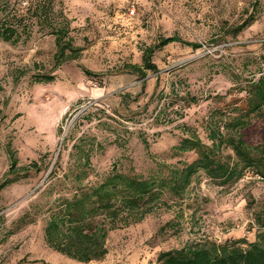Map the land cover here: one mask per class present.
I'll list each match as a JSON object with an SVG mask.
<instances>
[{
  "label": "rangeland",
  "instance_id": "obj_1",
  "mask_svg": "<svg viewBox=\"0 0 264 264\" xmlns=\"http://www.w3.org/2000/svg\"><path fill=\"white\" fill-rule=\"evenodd\" d=\"M4 1L0 23L4 15L23 14L25 32L15 44L0 39V180L19 174L0 190V264H155L160 251L204 239H256L264 180L251 172L225 186L199 173L181 199L126 219L120 214L104 241L106 252L89 261L48 246L44 227L57 198L72 193L69 171L82 162L73 145L91 149L83 182L94 184L113 166L147 175L157 162L193 159L173 150L190 133L210 143L205 127L211 113H232L247 81L264 75V0H51L41 18L34 5L48 0ZM250 13V26L226 34ZM63 17L73 44L82 48L78 62L101 75L86 76L72 61L55 70L53 81L35 82L31 75L47 71L56 50L48 23ZM171 35L200 47L172 42L155 51L158 72L148 70L143 87L135 75L119 72L141 65L144 48ZM17 70L27 74L15 82ZM124 93L131 97L127 106L120 103ZM263 127V116L252 117L247 140L260 143ZM32 161H41L40 171L23 175Z\"/></svg>",
  "mask_w": 264,
  "mask_h": 264
},
{
  "label": "trees",
  "instance_id": "obj_2",
  "mask_svg": "<svg viewBox=\"0 0 264 264\" xmlns=\"http://www.w3.org/2000/svg\"><path fill=\"white\" fill-rule=\"evenodd\" d=\"M4 3H7V0ZM40 3L34 5L39 18L45 17L46 11L51 10V0H48L47 4ZM4 16L0 23V39L15 44L25 32L24 15L15 12L11 15V20L9 16ZM253 20V13L248 14L241 21L231 25L226 34H239L250 26ZM48 24L50 33L55 36L56 50L52 66L47 71L31 75L35 82L53 81L55 70L72 61L77 62L86 76L101 75L78 62L82 48L73 44V39L69 36L70 23L67 18L63 17L61 21ZM172 42H181L192 48L200 47V44L183 41L177 35L162 37L154 45L144 48L141 65H126L119 72L135 75L141 80L143 87L146 72H158L157 65L152 61L154 52ZM17 71L15 82L27 74L25 70ZM244 91L243 98L233 100L235 108L232 113L226 108L217 109L207 119L205 128L209 144L203 142L196 133H190L173 146L175 154L193 153V159L178 160L174 164L157 162L155 171L147 175L137 173L133 167L123 172L113 166L100 182L85 183L83 181L91 166V149L73 145L82 162L79 160L74 169L69 171L72 176V193L58 197L56 205L49 209L44 227L47 245L80 261L100 258L106 252V236L110 230L117 228L116 219L120 214H125L126 219L131 213H144L153 205L167 204L169 199H181L199 173L221 186L235 182L249 172L264 180V127L261 129L260 143L253 144L246 138V129L251 125L252 117H264V75L249 79ZM130 98L128 93H124L120 103L127 106ZM195 100L192 97V101ZM2 116L3 110L0 109V119ZM141 142L148 155L153 158L147 139L141 137ZM5 150L14 165L16 158L9 142L5 145ZM228 150L230 152H227ZM56 163L57 161L54 165ZM24 168L22 167L23 175L30 170L39 172L41 161H32ZM69 173L65 177L69 176ZM8 174L9 172L0 180V190L15 182L19 176L16 174L10 178ZM254 224L258 230L254 241L248 242L239 238L226 239L220 243L204 239L180 248L160 251L155 264H264V209L254 214Z\"/></svg>",
  "mask_w": 264,
  "mask_h": 264
},
{
  "label": "built area",
  "instance_id": "obj_3",
  "mask_svg": "<svg viewBox=\"0 0 264 264\" xmlns=\"http://www.w3.org/2000/svg\"><path fill=\"white\" fill-rule=\"evenodd\" d=\"M130 15H132L134 13V9L133 6L131 7L130 11H129Z\"/></svg>",
  "mask_w": 264,
  "mask_h": 264
}]
</instances>
